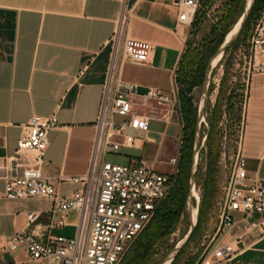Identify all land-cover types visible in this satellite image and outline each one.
<instances>
[{
	"label": "crops",
	"instance_id": "obj_1",
	"mask_svg": "<svg viewBox=\"0 0 264 264\" xmlns=\"http://www.w3.org/2000/svg\"><path fill=\"white\" fill-rule=\"evenodd\" d=\"M128 4L131 14L126 35L151 43L153 49L143 63L120 58L119 79L135 84L138 96L148 88L169 93L188 26L177 24V7L172 0H129ZM121 8L122 0H0L2 262L28 264L24 245L15 249L8 246L9 238L19 232L43 239L75 233L76 211L51 213L53 203L46 198L8 199L3 195V178L14 166L19 175L48 179L61 194L74 190L76 186L68 179L84 174L89 166L111 56L110 37ZM134 101L133 108L139 97ZM243 101L239 145L246 176L249 181H264V73L249 77ZM164 106L149 101L147 112L134 109L151 116L148 130L126 129L125 133L134 137L133 146H121L103 159L122 163L134 157L158 173L174 174L177 165L172 160H177L181 146V120ZM33 114H55L58 119V125L48 132L49 143L40 163L34 162L31 152H16L20 127ZM113 119L125 118L115 115ZM113 140L121 142L122 137L114 136ZM29 212L37 214L31 224L26 218ZM258 235L252 231L245 236L246 241H255L239 255L240 261L247 252L264 251V245L259 246L264 237L257 239Z\"/></svg>",
	"mask_w": 264,
	"mask_h": 264
},
{
	"label": "built area",
	"instance_id": "obj_2",
	"mask_svg": "<svg viewBox=\"0 0 264 264\" xmlns=\"http://www.w3.org/2000/svg\"><path fill=\"white\" fill-rule=\"evenodd\" d=\"M128 1L122 0L110 37L111 56L88 169L68 179L76 186L74 190L69 195L61 194L48 179L19 175L14 166L3 178V195L8 199L46 198L53 203L51 213L65 214L71 210L78 213L72 237L56 235L43 239L19 232L9 238L11 249L25 246L28 264H118L172 187L170 175L158 173L134 157L122 163L103 159L106 153L117 152L121 146H133L134 137L125 133L126 129L148 130L151 116L135 112L136 96L142 106L156 101L173 107L177 98L175 74L171 92L148 88L139 96L135 84L119 79L120 58L143 63L153 49L151 43L126 35L131 14ZM172 3L177 7V24L189 26L201 0H172ZM237 48L238 65L246 71L247 83L252 74L264 73V6L252 21L247 38ZM115 115L125 119L115 121ZM57 125L55 114H33L20 127L16 152H31L35 163L42 162L49 143L48 132ZM114 136H121L122 141H114ZM223 190L218 203V234L209 240L195 264H261L238 259L254 244L255 240H245L248 233L257 231V239L264 237V181L247 179L239 142ZM232 212L244 216L234 221ZM26 218L31 224L37 214L29 212ZM231 232L233 234L225 238ZM0 264L9 263L0 261Z\"/></svg>",
	"mask_w": 264,
	"mask_h": 264
},
{
	"label": "rangeland",
	"instance_id": "obj_3",
	"mask_svg": "<svg viewBox=\"0 0 264 264\" xmlns=\"http://www.w3.org/2000/svg\"><path fill=\"white\" fill-rule=\"evenodd\" d=\"M241 6L242 0H201L193 21L187 27L183 60L175 73L177 98L173 107L170 104L164 106L174 117H179L182 128L186 123L185 105H191L195 114L199 103L201 69L204 70L207 58L220 40L222 32L225 33L238 18ZM249 31L250 27L242 31L236 43L225 52L211 74L196 172L197 224L190 240L173 264L195 263L209 240L218 234V203L223 196L230 164L240 139L243 97L247 84V73L238 65L240 52L237 47L247 38ZM134 109L145 113L149 107L138 103ZM194 119L190 122L189 131L194 127ZM178 157L179 153L176 165ZM183 176L187 178L185 171ZM243 216V213H231L234 221ZM253 219L256 220L257 216ZM188 226V215L184 206L177 214L175 223L160 229L151 239L146 240V254L145 249L139 247L141 242L144 243L139 235L118 264H141L142 260L144 264H156L183 236ZM240 259L247 263H264V251L247 252Z\"/></svg>",
	"mask_w": 264,
	"mask_h": 264
},
{
	"label": "water",
	"instance_id": "obj_4",
	"mask_svg": "<svg viewBox=\"0 0 264 264\" xmlns=\"http://www.w3.org/2000/svg\"><path fill=\"white\" fill-rule=\"evenodd\" d=\"M255 0H244L243 9L230 29L223 36L222 41L209 57L202 83L200 86V98L198 106L196 107V119L193 132V142L191 151V160L188 174V189L185 199V208L188 215L189 226L183 236L170 248L162 260L156 264H171L177 255L181 252L184 246L189 241L197 224V192H196V172L198 168L199 149L201 145V132L205 119V108L208 102L209 85L211 82V74L219 61L223 58L229 46L237 40L248 16L251 12Z\"/></svg>",
	"mask_w": 264,
	"mask_h": 264
},
{
	"label": "trees",
	"instance_id": "obj_5",
	"mask_svg": "<svg viewBox=\"0 0 264 264\" xmlns=\"http://www.w3.org/2000/svg\"><path fill=\"white\" fill-rule=\"evenodd\" d=\"M243 3H244V0H242V6H241L242 9H243ZM263 6H264V0H255L253 7L251 9V12L248 16V19H247L246 23L244 24L240 34L242 33V31L246 27H250L252 21L256 18V16L258 15L259 11L263 8ZM242 9H241V11H242ZM225 33L222 32L221 38L217 42L214 49L212 50L211 54L208 56L207 62H208L209 57L214 53V51L216 50V48L218 47V45L222 41ZM240 34H239V36H240ZM236 41H234L229 46L228 49H231L233 44L236 43ZM183 56L184 55L182 53V57H181L179 64L182 62ZM207 62H206V65H207ZM205 68H206V66H205ZM205 68H204V70L201 69V72L199 74V76H200L199 80H201L200 86L202 83ZM176 71H177V69H176ZM184 118L186 120L185 121L186 123H185L184 127L182 128L183 135H181V146H180L179 157H178V162H177V171L175 174L170 176L172 181H173L172 187H171L169 193L167 194V196L162 200V202L159 204V206L155 210L154 215L151 218V220L149 221V223L146 225V227L139 234L140 240L142 239L144 241V243L141 242L140 246L139 245L138 246L142 249H145V254L147 253V250H146L147 247H145L144 244L148 243V241H146V240L148 238L151 239L154 236V234H156L160 229L170 227L171 224L175 223L176 218H177V214L185 206V199H186V194H187V189H188V174H189V166H190V160H191L193 132H194V127L190 131H189V127H190V124H191L190 122H191L192 118L196 119V110H195V114H194V110H193V107L191 105L190 106L185 105ZM195 119H194V125H195ZM184 171L187 174V178L186 177L184 178V176H183ZM174 261L171 264H173ZM141 264H144L143 260H142ZM191 264H195V263L191 262Z\"/></svg>",
	"mask_w": 264,
	"mask_h": 264
}]
</instances>
